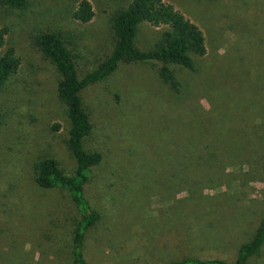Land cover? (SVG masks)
I'll use <instances>...</instances> for the list:
<instances>
[{
	"label": "rangeland",
	"instance_id": "rangeland-1",
	"mask_svg": "<svg viewBox=\"0 0 264 264\" xmlns=\"http://www.w3.org/2000/svg\"><path fill=\"white\" fill-rule=\"evenodd\" d=\"M81 0L0 5V27L20 60L0 89V264H74L80 214L66 189H42L35 164L76 170L69 121L57 97L60 77L34 43L41 32L67 39L78 78L112 51L111 17L131 0H87L88 23L71 17ZM203 32L194 68L119 64L80 92L99 153L84 195L100 216L84 239L88 264H169L184 258L233 261L264 219V0H164ZM166 28L141 23L139 50ZM0 49V55L3 53ZM248 264H264V248Z\"/></svg>",
	"mask_w": 264,
	"mask_h": 264
},
{
	"label": "trees",
	"instance_id": "trees-1",
	"mask_svg": "<svg viewBox=\"0 0 264 264\" xmlns=\"http://www.w3.org/2000/svg\"><path fill=\"white\" fill-rule=\"evenodd\" d=\"M0 5L23 11L28 6V0H0ZM93 16L92 6L87 0H81L71 11V17L81 23H88ZM141 23H147L155 28H166L161 33L159 41L148 51L139 50L135 45ZM110 27L114 38L111 53L81 79L78 78L74 56L66 45L67 39L60 32H41L34 37V43L60 77L57 97L66 108L69 121L67 146L77 164L75 173L67 176L54 160L41 159L35 164V183L42 189L68 190L80 214V220L72 235L71 253L74 264H88L83 252L85 234L100 218L84 195L91 168L100 163L101 155L85 149V140L92 133V123L82 105L80 92L106 79L121 63L147 62L160 63L159 78L176 91L179 83L169 66L192 70L194 68L192 56L201 58L206 54L205 39L200 28L164 0H131L126 8L117 11L111 17ZM7 34L8 29L0 27V49L4 50L0 55V89L18 72L20 66L15 49L7 46ZM263 248L264 219L259 223L251 239L239 247L235 259L231 262L220 259L184 258L169 264H248V261L260 254Z\"/></svg>",
	"mask_w": 264,
	"mask_h": 264
}]
</instances>
